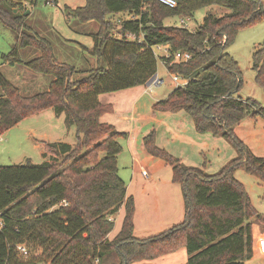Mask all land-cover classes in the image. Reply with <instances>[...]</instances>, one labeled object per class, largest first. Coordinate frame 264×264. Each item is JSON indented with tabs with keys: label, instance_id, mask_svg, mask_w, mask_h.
I'll return each mask as SVG.
<instances>
[{
	"label": "trees",
	"instance_id": "obj_1",
	"mask_svg": "<svg viewBox=\"0 0 264 264\" xmlns=\"http://www.w3.org/2000/svg\"><path fill=\"white\" fill-rule=\"evenodd\" d=\"M36 0H0V24L17 33L22 48H35L39 56L24 62L35 73L53 78L46 92L22 96L0 74V136L26 118L48 109L64 115L74 128L75 144L41 142V157L34 165L0 166V264H137L185 249V264H244L252 258V222L261 221L235 172L244 171L264 184V157L254 156L236 136L234 128L246 117L264 120V106L237 93L242 86L238 63L227 53L239 30L264 20L261 0H175L169 8L158 0H83L84 6L65 9L78 23H96L94 46L85 49L103 59L78 80L79 72L55 60L45 39L24 32L26 3ZM218 6L230 13L206 14L188 30L166 26L167 19H191L204 8ZM16 11V12H14ZM123 15L116 19V16ZM109 16V18H108ZM166 46L162 58L171 76L187 81L156 102V112H185L199 134L222 137L237 156L217 173L182 164L155 143L154 132L142 139L145 152L171 167L172 182L180 185L184 220L144 239L133 235L134 200L118 175L122 151L117 132L100 118L111 112L99 96L150 82L156 75L153 50ZM175 53H188L185 63L173 62ZM20 62L18 52L3 57ZM254 82L264 95V49L252 56ZM124 216L116 236L114 217ZM18 247L27 253L23 256ZM35 251H40L35 256Z\"/></svg>",
	"mask_w": 264,
	"mask_h": 264
},
{
	"label": "rangeland",
	"instance_id": "obj_2",
	"mask_svg": "<svg viewBox=\"0 0 264 264\" xmlns=\"http://www.w3.org/2000/svg\"><path fill=\"white\" fill-rule=\"evenodd\" d=\"M264 8V0H261ZM28 15L25 17L23 31L31 35H37L50 43L54 58L59 63L70 65L76 69L72 80H78L88 75V72L98 66L106 68L103 59L89 54L85 49H92L94 46L93 36L97 33L96 23H78L68 17L65 9H76L84 5L83 0H36L33 4L26 3ZM26 11V12H27ZM25 12V13H26ZM23 13V14H25ZM220 17L230 13L228 9L218 6H211L200 9L193 14L191 19H186L188 30H194L202 21L206 14ZM127 16L119 15V17ZM166 26H180L179 18L167 19ZM17 50L19 63L10 64L4 60V56ZM264 49V20L243 28L238 31L233 43L227 48V53L238 63L242 86L237 96L245 99H252L262 107L264 106V95L262 90L255 84V73L252 69V56L257 50ZM159 56L162 51H155ZM39 51L35 48H22L19 44L17 33L0 24V74L12 86L18 89L22 96H33L44 93L48 90L53 78L48 75H41L30 70L24 62L33 60L39 56ZM156 75L163 81L159 87H154L157 98H166L176 87L175 80L165 69L161 59L157 58ZM2 90L0 88V95ZM104 95V94H103ZM102 95V96H103ZM101 96V95H100ZM151 108L146 107L143 115L151 116ZM157 119L148 122L150 132L155 134V143L165 144L169 137L166 131L176 135V138L183 143L176 142L173 146L176 158H181L186 166L201 168L208 174L217 173L227 162L237 156L233 146L222 137H213L208 134H199L195 131L190 117L185 114L164 116L154 112ZM258 118V117H256ZM249 119V118H248ZM259 123H264L261 118ZM190 125V126H188ZM189 128V130H188ZM255 131V132H253ZM32 133V135H31ZM41 134H44L41 137ZM75 129L67 128L64 124V115L56 117L53 110L48 109L41 114L26 118L19 123L12 131L7 132L0 138V166H21L27 162L38 165L45 161L41 157V142H63L70 145L75 144ZM253 135V137H251ZM238 136L254 145V142L262 139L264 131L255 126L253 130H238ZM122 151L118 155V175L128 185L132 178V192L135 194L138 212L145 216L152 214L151 220L155 222L158 216L160 220L169 221L173 219V224L177 225L183 220L185 204L180 185L172 182V171L170 166H165L155 174L146 173L147 181L142 179V169H139L132 162L123 140H119ZM169 145V144H168ZM161 148V147H160ZM145 164V163H144ZM235 178L241 182L246 193L249 195L254 206L264 209L262 196H264V185L260 184L255 177L248 175L244 169L240 168L235 172ZM148 176V177H147ZM143 184L148 185V196L142 195L140 188ZM150 197V200H149ZM140 214V215H141ZM144 216V215H143ZM171 216V217H168ZM123 214L119 215V219ZM141 217V216H140ZM176 217V218H175ZM147 221V220H146ZM157 221V220H156ZM149 223V222H147ZM153 223V222H151ZM118 216L113 231L108 235L113 239L120 230ZM137 233V238H147L156 234L154 231ZM40 251H35V256H39ZM187 258L185 249H179L172 255L162 256L152 261H143L137 264H184ZM118 262L115 255H112L106 264H116Z\"/></svg>",
	"mask_w": 264,
	"mask_h": 264
},
{
	"label": "crops",
	"instance_id": "obj_3",
	"mask_svg": "<svg viewBox=\"0 0 264 264\" xmlns=\"http://www.w3.org/2000/svg\"><path fill=\"white\" fill-rule=\"evenodd\" d=\"M155 76H157V75H155ZM160 81L163 83L162 80H160ZM154 87H159V86H152V85H150V82H149L143 86H138V87H134L131 89H126V90H122L119 92L109 93V94H104L103 96L102 95L99 96V102L102 105H110L111 106V112L104 114L100 118L101 123L111 125L117 132L125 133L127 135L126 139H123L125 148L127 149L128 154H129L130 158L132 159V162L135 163L139 169H142V172H141L142 179L145 181H147V179H148L145 177L147 172H149L150 175L151 174L153 175L156 172H158L159 170H161L162 168H164L165 166H168L163 161L158 160V159H154L151 156H149L145 152V150L142 146V139L151 131L150 130L151 128H150V125L148 124V122L155 121L157 119V117L154 113L156 111H154L152 109L153 105L156 102L163 100L165 98V97L163 99L157 98L158 95L155 93ZM148 106L151 108V111H150L151 116L150 117L142 114L143 111H145L146 107H148ZM158 113L162 114L164 116H168V115L172 116V115H177V114H181V113H185V112L180 111L177 113H169V112H158ZM259 121H260V119H258V118L246 117L244 120H242L234 128V132H235L236 136L245 144V146L250 150V152L254 156L264 157V136L262 137V139L255 141L254 145L247 142L248 140L246 141L244 138H241L240 136H238V130L239 129H243L245 131H247V129L253 130L255 126L257 127V123H258L259 127L262 129V131H264V123H259ZM191 122H192V120H191ZM192 124H193V122H192ZM188 126H190V125H188ZM13 129L9 130L8 132L12 131ZM188 130H189V128H188ZM253 132H255V131H253ZM166 133H167V136L169 137V140H167L165 144H162L161 142L157 143L159 145L158 147H161L162 149L166 150L169 154H171L173 157L176 158V157H178V155L175 153L173 146L175 145L176 142L183 143V141H181L182 137L180 136V140H178L176 138V135L171 133L169 130H167ZM5 134L1 135L0 138L2 136H4ZM31 135H32V133H31ZM43 136H44V134H41V137H43ZM251 137H253V135ZM156 141H157V139H156ZM178 160L181 163L184 162L181 158H179ZM182 164H184V163H182ZM235 174H234V177H235ZM132 181L133 180L131 178L128 185L126 186V196H128V197L131 196L134 200V217H133V225H134L133 235H134V237L137 238V236H136L137 233H142V232L150 233L149 231H151V232L154 231L156 233L154 235H157V234L163 232L164 230H166V228L173 225V224H170V223H173L172 222L173 219H171L169 221H164V220H160L161 219L160 217H162V216H160V217L158 216V218H156L157 221L155 220V222H154L151 220V217H152L151 213L150 214L148 213L147 216H145V214H143L144 215L143 216L141 213L138 212L135 194L132 192V188H131ZM260 184H262V183L260 182ZM262 185H264V184H262ZM136 186H137V189L140 188V192L142 195L148 196L149 192H148V190H146L148 188V185L143 184L140 187L138 185H136ZM149 200H150V197H149ZM261 200H262V203L264 204V196H262ZM250 201H251V204L254 206L251 199H250ZM254 208L260 213L262 220L261 221L255 220L252 222V253L253 254H252V258L250 260L246 261L244 264H264V209H258L255 206H254ZM120 214H123V216H124V209L123 208H121L118 211V213L116 214V216L114 217V225L116 223L117 216H118V221H120V224L122 223L123 217L121 219H119ZM168 217H171V216H168ZM183 219H184V217L180 218V220L178 218V220H176V221L181 222ZM147 222H149V223H147ZM151 222H153V223H151ZM120 227H121V225H120ZM108 239L112 240L109 238V236H108ZM139 239H141V238H139ZM172 254L173 253H171V255ZM168 255H170V254H168ZM186 261H187V258H186L184 264L186 263Z\"/></svg>",
	"mask_w": 264,
	"mask_h": 264
},
{
	"label": "built area",
	"instance_id": "obj_4",
	"mask_svg": "<svg viewBox=\"0 0 264 264\" xmlns=\"http://www.w3.org/2000/svg\"><path fill=\"white\" fill-rule=\"evenodd\" d=\"M161 4L169 7V8H174L176 6V2L175 0H158ZM179 27H183L187 29V25L185 22V19H179ZM155 51H162V55H158L156 54ZM153 54L156 58L162 59V58H170L171 55L168 52V48L166 46H157L154 48L153 50ZM190 59V55L188 53H175L172 55V61L173 62H182L185 63ZM175 80H180L177 81L175 86L176 87H184L187 84V81L185 80H181L178 77L172 76ZM162 82L158 79L157 76H154L151 80H150V85L152 86H160ZM19 252L23 255L26 256L27 253L25 251V249L23 247H18Z\"/></svg>",
	"mask_w": 264,
	"mask_h": 264
},
{
	"label": "water",
	"instance_id": "obj_5",
	"mask_svg": "<svg viewBox=\"0 0 264 264\" xmlns=\"http://www.w3.org/2000/svg\"><path fill=\"white\" fill-rule=\"evenodd\" d=\"M14 12H16V11H14ZM29 14V12L27 11L24 15L26 16V15H28ZM108 18H109V16H108ZM149 83V82H148Z\"/></svg>",
	"mask_w": 264,
	"mask_h": 264
}]
</instances>
